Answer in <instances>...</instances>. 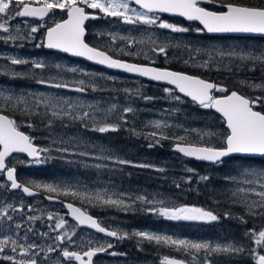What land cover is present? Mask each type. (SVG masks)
<instances>
[{"label":"snow or ice","instance_id":"1","mask_svg":"<svg viewBox=\"0 0 264 264\" xmlns=\"http://www.w3.org/2000/svg\"><path fill=\"white\" fill-rule=\"evenodd\" d=\"M211 5L204 7L202 5ZM134 5V6H133ZM218 9V10H214ZM64 13L66 19H60L51 25H31L25 21L27 32L20 34L17 26L16 35L11 34V20L16 18H36L43 21L46 17L55 15L56 11ZM91 10V11H90ZM170 14L185 18L187 21H198L202 27L192 29L174 23H169L161 18L160 14ZM115 18L119 23L132 25L139 30L144 26V35L139 38L133 35H120L115 32L100 31L99 36L107 35L109 41L103 45H90L86 41L88 21ZM41 28L45 29L43 40L37 43V48L57 50L70 54L74 57H83L88 61L106 66L110 69L122 70L126 73L145 77L150 81L164 82L173 87L164 88L167 98L183 102V97L190 98L203 109H214L221 114L227 131L223 137V146H212L204 139L206 134L196 129H183L186 135H179L172 131L174 127L182 125H170L166 121H149L145 127H151L152 131H137L129 125L128 115L135 113L137 109L132 106L120 108L116 103H111L106 109L98 104H85L79 99L66 98L61 95H48L44 93H15L5 92L0 89V101L5 107L19 109L27 116L41 117L44 127L52 130L57 121L63 122L68 119L78 122L82 128L100 134L117 132L122 128L130 131L133 135H143L149 141L148 147L162 146V141L171 140L173 151L187 158L209 162L223 166L224 158L231 156L240 157L238 176H226L225 180L236 183L237 187L232 192L234 203L242 204L246 209V215L253 218L264 219V167H256L250 158H264V93L260 95L245 96L235 90L229 91L224 85L213 83L200 76L181 71H173L168 68L156 66V59L163 57L170 59L169 48L175 47L171 42H165L168 37L161 38L154 33H149L151 28L169 30L171 33H188L195 31L197 34H237L245 37L264 36V0H257L254 4H242L234 0H0V33L8 34L0 36L5 44L16 40H33L35 34ZM122 42V46H121ZM144 45V48H138ZM23 47V45H19ZM187 58L183 59L186 65L198 68L210 69L213 65H223L231 71V65L238 68L255 71L257 68L264 71V48L240 46H227L224 48L215 45L211 47H195L191 44H183ZM113 51L117 55L110 54ZM203 54L205 59H198ZM120 56L143 57L148 63H134L119 58ZM11 65H30L33 69L41 72L48 69L44 61H33L16 56H2ZM228 64L225 65L224 61ZM57 70H63L64 66L55 64ZM73 73L82 72L78 68H69ZM8 72L5 73L7 75ZM12 79L25 78V74L10 70ZM56 76H48L36 80V83L45 87L65 89L81 93H87L89 87L83 80L79 86L73 87L72 83ZM108 79H113L109 77ZM242 84L252 88L264 89V83ZM93 91L103 90L92 87ZM129 96L136 95L151 101L155 97L141 96L139 90L132 92L124 89ZM214 93H226L215 95ZM116 116L113 120L111 117ZM29 127L33 124L29 123ZM67 127V124H63ZM196 132L199 142H190L188 133ZM207 135H212L211 133ZM50 146L39 147L33 142V138L18 130L15 120L4 114L0 108V188L6 191L20 190L27 196L38 195L33 189H42L50 195L45 198L55 201L60 196H71L92 206L117 208L122 212L140 211L145 215H154L168 221H186L197 223L218 222L219 214L212 210L195 205L172 204L159 193L148 194L139 191H110L107 188L81 190L74 184L66 182L27 183L18 179L16 167L9 161L14 153H26L31 164H46L51 159L53 151L60 154L58 158L72 163L69 156L78 155L111 161L114 165L131 166L136 168L153 169L164 172L162 167H156L149 163H137L123 159L112 154H106L100 149V155L94 152H74L65 144L78 143V139L65 141L63 138H52ZM87 147V146H85ZM96 168L108 167L104 164L94 165ZM188 173L198 176V181H207L209 177L199 176L195 169L187 168ZM189 176L184 183H191ZM244 185V186H241ZM180 188V183H175ZM55 194V195H52ZM68 214L76 222L69 225L68 221L58 213L48 212L42 215H24L25 210L32 213L36 209L32 205H24L22 202L15 204L0 200V264H47L56 254L53 264H94V257L100 253L121 255L117 252H109L114 247L110 241L101 244L89 239L77 243V229L87 227L116 240L138 238V245L144 241L154 242L157 245H166L178 252H183L190 257L188 260L165 257L162 264H217L214 257L218 254H244L247 252L254 257L255 264H264V227L251 228L244 233L256 248L245 247L237 242H211L192 241L179 239L172 235L158 234L149 230L123 231L113 230L111 226H102L86 210L74 206L73 203L64 205ZM14 214L19 215L16 219ZM224 218H235L241 223L247 224L244 216L233 217L231 212H225ZM46 220L47 231H38L33 227L36 221ZM71 229V230H69ZM21 230L22 234H21ZM54 233V235H53ZM31 234V235H30ZM51 243H46L47 241ZM38 241H45L39 243ZM259 249V250H257ZM43 257V261L41 260Z\"/></svg>","mask_w":264,"mask_h":264},{"label":"rangeland","instance_id":"2","mask_svg":"<svg viewBox=\"0 0 264 264\" xmlns=\"http://www.w3.org/2000/svg\"><path fill=\"white\" fill-rule=\"evenodd\" d=\"M113 19V20H112ZM20 28L22 27L21 24L16 25ZM101 28L99 30H96L95 28V38L94 40L98 43H95L96 45H103L106 42L109 41V37L108 39H103L102 36L97 35L98 32L100 31H105V32H115V33H119L120 35H133L136 36L137 38H139L141 35H144V28H140L139 30H136L135 28H133L132 25H126V24H121L119 23L115 18H109L107 19L106 23H103L102 25H100ZM23 30H28L26 28H24ZM163 29H149L148 32L149 33H154L156 36H160V31ZM4 35H8V34H4ZM0 36L1 33H0ZM34 40V39H33ZM192 39L191 40H186L185 37H178V34L176 33H172L170 34V37L168 38L167 41L165 42H171L174 45H178L175 47H170L169 49L171 50V52L173 53H180L181 50L179 49L180 47L183 46V44L187 43V44H194L192 43ZM14 41H9L7 44L9 45H13ZM195 44H200L201 47H211L213 45L217 46V47H227V46H240L241 48L244 47L245 44H247L249 47H262L264 48V45H256V44H252L250 43H242L239 42L237 40H230V41H218L216 43H212L207 41L205 44L204 42H196ZM121 46H122V42H121ZM144 45H138V48H144ZM20 51V50H19ZM11 56V55H10ZM13 56L16 57H20V58H26L24 55H17L14 54ZM206 57L201 54L198 59H205ZM27 59V58H26ZM35 61H40V60H35ZM224 64L227 65L228 61L225 60ZM2 66L4 68H13L14 65L11 64H2ZM62 66H64L63 70H59L56 72V74H51V75H47L45 74L46 77L48 76H56L57 73L59 72V77L58 78H62L63 80H66L70 83H72L73 87L79 86L78 82L80 80H83L85 82V85H87L89 87V90L87 93L85 94H81L78 92H73V91H67L65 89H56V88H50L47 90H43V89H37L32 87L31 90L27 88H24V85H21L20 87H18V89H15L14 86H7V90H5V92H15V93H44V94H48V95H61L64 96L66 98H72V99H79L85 102V104H98L102 109H106L107 107L110 106L111 103H116L120 108H123L125 106H132L135 109H137V111L135 113H131L128 115V119H129V125L127 127H135L137 129V131H152L151 127H145V125L148 124L149 121H155V120H161V121H166L168 124L170 125H182L183 128L181 127H174L172 129V131L176 132L179 135H186V133L183 131V129H196L197 131H199L200 133L206 134L204 139L206 141H208L212 146L217 145L220 141V139H222L223 134L220 133V131H217L216 129H214L213 127H208L206 128L204 125L207 124L205 123L203 120H200L198 118H192L190 119V116L187 112L186 114V109H184L181 105V102H177L171 99L167 98V94L162 91H156L155 89H148V90H144L147 91V93H150L151 96H147L148 97H155L154 100L151 101H146L144 99H142L139 102H135L131 100V96H129L128 94L125 93L124 89H129L132 92H135L137 89L139 90V92L141 93V87L139 85V82H135L133 81V79L137 80L136 78H128L125 76H119V75H114V74H110L107 73L105 71H102L101 69H95L90 68L89 66L87 67L84 63L78 62V63H72L66 59H63L62 61ZM78 68L83 70L82 72H76L73 73L71 71H68L67 69L69 68ZM2 70H0V73H4L5 70H3V68H1ZM231 71H229L226 67H224L223 65H213L210 69H208L209 71L212 72V74L217 77L219 76L221 73H231L233 74V76H235L233 78V81L235 83H237V86H239L242 89H252L254 91L257 90H264V89H259V88H252L247 86V84H242L240 83L241 81H247L249 83H264V79L261 78V76H254L251 74V72L258 71V72H263L262 70H260L259 68H257L255 71H251V70H247L244 68H238L236 66V64H232L231 65ZM244 74H243V73ZM109 77L113 78V79H108ZM138 85V87L136 88H132L133 85ZM95 86L97 89H103V90H96L93 91L92 87ZM143 87V86H142ZM1 89V88H0ZM4 90V89H3ZM30 92H27L29 91ZM143 90V89H142ZM243 92V91H242ZM155 95V96H153ZM157 96V97H156ZM158 96H160V98H162L161 100H158ZM0 105L2 107H5L3 105V102L0 101ZM8 110L9 109H15V108H9V107H5ZM113 120H115L117 117L116 116H112L111 117ZM151 118V119H150ZM63 124H67V127H64ZM126 129V128H124ZM214 129V130H213ZM97 132L94 131H88L85 130L84 128H82L80 126V124L78 122H72L68 119H65L63 122H59L57 121V124L54 126V128L52 130L49 129H44L43 130V135L40 136V138L44 141L43 144H41V147H47L50 146L51 144V140L49 139V137L51 136L52 138H58L61 137L63 138L65 141H69V140H74V139H78V143H73L71 145L69 144H65V146H69L72 148V151L74 152H79V151H89V152H94L95 155H100V149H104L106 154H112L113 156H117L123 159H126L124 156L120 155L113 147H111L109 144H107V142L103 139H97L95 137V134ZM130 134H132L129 131ZM211 133L212 135H207ZM189 135V141H193V142H199L198 138H197V134L196 132H191L188 133ZM135 136V135H134ZM87 146V147H85ZM52 157H57L54 159L57 160H61L65 163V160L58 158L60 156L59 153L53 151L51 153ZM68 160L73 161L72 163L74 165H78L81 167H86L84 169H87L91 172H93V178L90 182H88L85 187L79 185V187H81V189L84 190H93V189H104L107 188L110 191H131L133 193L137 192V188L131 186L130 189L126 188L123 189L121 182H119L117 179L115 178H111L109 177V171L110 169H115L120 167V165H114L112 164L111 161L108 160H103V159H95L92 157H82V156H78V155H72L68 157ZM22 162H27L26 160H24V158H19V157H14L11 160V164L14 165L18 171H20L21 169L23 170V172H20L25 178L30 176V173L26 170L31 168L30 166H37L36 164H31L29 166L28 163H22ZM137 163H142V162H137ZM96 164H106L108 165V167H101V168H96L94 167V165ZM239 166V164H238ZM157 167H162L165 168L164 165L161 166H157ZM259 167V166H256ZM218 171L220 169H217ZM238 172L230 174L232 176H238ZM185 173L188 174V172L185 169ZM206 175L208 176H213V174L211 173H207ZM215 177L218 178H222L225 180L226 176H229L227 174H219L217 173L216 175H214ZM34 177V176H33ZM189 176L183 178V180L185 181ZM19 179V176H18ZM1 181V180H0ZM62 180H47L45 179L44 181L38 182V183H54V182H61ZM229 183V196H230V201L228 202V200H225L228 202L229 205H235V204H239L242 205L240 203H234V197L232 196V192L235 190V188L237 187L236 183H232L229 181H226ZM79 184H82V181H79ZM125 185V184H124ZM244 186V185H241ZM141 193H148V194H157L159 193V195L163 198H165L166 200H168L169 202H171L172 204H176V205H181L182 201L181 199H178L177 197H173L171 195H168L166 193H164L161 190H146V191H140ZM23 197H25L22 193L21 194H16V193H8L6 190L0 188V200L2 201H6L15 205H19L21 202L24 205H32L36 211L30 213V215H42L43 213L45 215H47L48 212H54V213H58L59 215L63 216L69 223V225H75L67 216V212L65 210V208L62 205H55V204H49L46 201L42 200V199H24ZM222 202H224V200H222ZM219 203L217 202H209L208 204H206L204 206L205 209H209L212 210L215 214L217 211H215L218 207H219ZM243 206V205H242ZM244 207V206H243ZM101 208V214L104 213L102 215V217L100 218V220L103 223L109 224V226H111V228L113 230L115 229H120L123 231H129L131 232L132 230H149L151 232L154 233H158V234H167V235H172L175 238H179V239H189L192 241H211V242H220V243H226V242H241L245 245V247H251V248H256V245L253 242H250L248 240L247 237H245L244 233L246 231L243 232V237H234L231 234L232 230L230 229H226L223 231V233L225 235H222V232H220L221 234L215 235L213 237L208 236L203 234L204 232L198 233V234H193V236H191L190 232H185L182 230H172V232H156L154 230H150L148 228H142L139 226L134 227L133 225H130L128 223H126L123 219H119L116 216H112L110 214H105L107 212V210L109 209V207H100ZM245 208V207H244ZM246 210V209H245ZM25 213H29L26 212ZM43 222H46V220H43ZM262 224H255L253 225V227L255 228H261L264 227V219L263 221H261ZM255 223V222H254ZM258 225V226H257ZM34 226V225H33ZM48 230V229H47ZM71 230V229H69ZM31 235V234H30ZM54 235V234H53ZM185 236V237H184ZM73 239H77V243H81V241H83L85 244L87 243V241L89 239H92L95 242L101 243V244H106L107 242H111L113 243L114 247L112 249H109V252H117L120 253L121 255H110L108 254L107 256V263L108 264H162L163 260L165 257H169V258H176V259H181V260H188L190 259L189 256H187V254L183 253V252H178L176 251L174 248H171L169 246V249L171 250L170 253L166 254L167 252H164L165 254H162L163 256L160 258L159 263H155L153 260H145V259H140V258H131V256L127 255L125 252H119L118 251V247L120 246V244H118L121 240H115V239H108L99 235H96L93 232H89V231H85L82 230L80 231L79 229H77V236L73 237ZM126 240V239H125ZM122 240V241H125ZM121 241V242H122ZM39 243H45V241H38ZM46 243H51V241H47ZM259 250V249H257ZM240 254H235V255H227V254H218L214 257V259H216L217 264H255V260L254 257L249 255L247 252H245L244 254H242V256H239ZM56 254H52V259L49 260L47 262V264H53V260L55 259ZM42 261H43V257ZM246 258H250L251 260L248 262H245L244 259ZM237 259H242L243 262H238ZM100 264H103V262H99Z\"/></svg>","mask_w":264,"mask_h":264},{"label":"trees","instance_id":"3","mask_svg":"<svg viewBox=\"0 0 264 264\" xmlns=\"http://www.w3.org/2000/svg\"><path fill=\"white\" fill-rule=\"evenodd\" d=\"M234 2L242 4H254L257 2V0H234ZM230 40H237L242 43L251 42L252 44L256 45H264V38L221 37L216 39L217 42ZM222 74H225L224 79L227 84L224 85L227 86L229 90L233 89L239 92L243 91L242 93L245 96L260 95L264 93V90L254 91L249 88L242 89L237 86V83L233 81V78L235 77L233 76V74L224 72ZM253 75L261 76V78L264 79V71H255V73L253 72ZM133 81L139 82L142 91L140 93L141 96H151L150 93H147V91L144 92V90L155 89L158 92H163V89L166 88L164 86L162 87L153 83L143 81L141 79H133ZM136 87H138V85L134 84L132 86V88ZM161 99L162 98L158 96V100ZM131 100L139 102L142 100V98H140V96L132 95ZM182 100L183 102L181 103V105L184 109H186V114L188 112L190 119L198 118L200 120H203L205 123H207L204 125L206 128L211 126L217 131H220L221 134H223L222 139H220L219 143L217 145H214L217 147L223 146V137L227 129L225 128L224 121L221 119V117H219L211 109H203L184 97H182ZM0 108H3V112L12 117V119L16 121L18 127H21L23 131L28 133L33 138V141L35 143L40 145L44 143V141L40 138V136L43 135V130L45 129L41 117L27 116L19 109L8 110L7 108L2 106H0ZM29 123H32L33 126L29 127ZM56 124L57 122L55 123V125ZM143 132L146 133V131ZM95 137L101 140L104 139L107 144L113 147L120 155L124 156L128 160L134 162L149 163L155 165L156 167L161 165L165 166L164 172H158L153 169L147 168H136L121 165L118 168L110 169V171L108 172L109 177H113L121 182L123 189H130V187L133 186L137 188L136 190L139 192L153 189L161 190L168 195L181 199V204L195 205L198 207H204L209 202H217L220 205L215 211H217L216 214H219L221 216V219L218 222L211 223L168 221L154 215H145L140 211L122 212L117 208L111 207H109L105 214H110L112 216L118 217L119 219H123L126 223L133 225L134 227L139 226L142 228H148L156 232H172V230H182L185 232H190L191 236H193L194 233L198 234L201 232H204L203 234L211 237L215 235L219 236L221 234L220 232H222V235H225L223 231L226 229H230L232 230V232L228 234H231L234 237L244 238V231L253 228V225H255L256 223L258 225L262 224L261 221H263V219L259 217L253 218L251 216H247L246 210L242 205H229L228 202L231 199L228 192L229 183L222 178L214 176L217 173L227 175L236 173L239 170L238 164L241 158H229L224 161L223 166L199 163L194 160L185 159L184 157H181L180 155L174 153L172 150L173 147L171 140L162 141V146L149 148V141L145 139L143 135L134 136L124 128L117 132H108L104 134H100L97 132L95 134ZM24 160H26V158H24ZM250 160L254 166L264 167V158H250ZM30 167L31 168L26 169L30 173V176L27 178H25L20 173L23 172L22 169L18 171L19 180L25 183L29 181L38 183L44 181L45 179H54L62 180L63 182L69 184H74L77 187H79V185L85 187V185L92 180L94 174L93 172L84 169L86 167L74 165L73 163L68 164L57 159H51L46 164H39L37 166ZM187 168L195 169L196 173H198L199 176H204L207 173H211L213 174V176L206 175L209 177V180L201 182L198 181V176H195L192 173H185V169ZM217 169L220 170L218 171ZM187 176L192 177L191 183H184L183 178ZM79 181H82V184H79ZM175 183H180L181 187H175ZM39 190L44 192L45 194L50 195L42 189ZM58 198L74 202L99 219L104 214H101L102 210L99 206H92L87 202L81 201L71 196H60ZM222 200H224V202H222ZM225 200H228V202ZM225 212H231L233 217L244 216L245 219L248 220V223L243 224L235 218L226 219L223 215ZM118 244H120V246L118 247L119 252H125L127 255L131 256V258L153 260L155 263H159L160 258L163 256L162 254H165L164 252H167L166 254L171 252L169 247H166V245H157L154 242L149 243L147 241H144L142 244L138 245V238L126 239L125 241H120ZM239 256H242V254H240ZM237 260L238 262H243L242 259ZM244 260L245 262L250 263L249 261L251 259L246 258Z\"/></svg>","mask_w":264,"mask_h":264},{"label":"flooded vegetation","instance_id":"4","mask_svg":"<svg viewBox=\"0 0 264 264\" xmlns=\"http://www.w3.org/2000/svg\"><path fill=\"white\" fill-rule=\"evenodd\" d=\"M202 6H204V5H202ZM207 7H212V6H207ZM160 15H161V18L163 20H166L169 23H174V24L181 25L184 27H190L192 29L199 27L195 23H187V22H184V20L183 21L179 20L178 18H174L171 16L163 15V14H160ZM60 19H66V15L64 13L59 12L58 10L56 11L55 15H53L51 17H46L43 21L38 20L36 18H16L15 20L10 21L11 34L12 35L17 34L16 33V25H18V24L22 25V27L19 28L20 34H25L27 31L23 30V29L24 28L28 29L27 25L25 24V21H27V23L31 24V25L45 24L47 26V25L53 24L54 21L60 20ZM106 21H107L106 19H100V20H93V21L86 22V24H87L86 41L90 45L97 43L94 40V38L96 36L95 35V28H96V30H99L101 28L100 25H102L103 23H106ZM141 28H144V26H141ZM152 29H156V28H152ZM44 32H45V29L41 28L40 31L35 34L34 40H30V41L29 40H16L13 42V45L5 44L3 42V40H0V55H2V56H10V55L13 56L14 54L17 53V55H24L27 59H30L33 61H35L37 59L40 61H44L48 65H50V67L48 69L44 70L43 72H41V70H39V69H33L30 65H14L13 68L9 69V68H4L2 66V64H10V63L7 62L5 59L0 58V70H2L1 68H3V70H5L4 73H0V88L1 89L7 90V86H11V87L14 86L15 89H18V87H20L21 85H24V88H27V90L28 89L31 90V88L34 87L37 89H43L45 91V90L49 89V87H45V86L37 84L36 80L41 78V76L46 77L45 74H47V75L54 74L55 75L56 72L59 71L55 67H53L55 64L62 65L63 59H66L72 63L82 62V61H79L76 59H72V58H70V57H68V56H66L60 52L48 50V49L43 48V47L37 48L35 45L37 43H39L41 40H43ZM170 34H172V33L169 30H161L160 31V37L161 38H163V37L169 38ZM176 34H178V37H180V36L185 37L186 40L192 39L193 40L192 43H194V44H191V45H193L195 47H201L200 44H195L198 41L204 42V44L207 41L212 42V43H216L217 42L216 39L221 38V37H211V36H208L206 33L197 34L195 31H191L188 33H176ZM1 35L5 36L4 33H1ZM102 38L108 39L107 36H102ZM21 44L23 45V47L19 46ZM185 44H187V43H185ZM179 49L181 50L180 53H173L169 49L170 59L166 61L163 57H159L156 59V66H159L162 68H168V69L173 70V71H181V72H186L188 74L197 75V76H200L206 80L213 81L219 85L227 84V82H225V79H224L225 74L221 73L222 75L215 77L212 74V72L209 71L208 69L198 68V67H195L191 64H189V65L184 64L183 59L187 58V53H186L183 46L180 47ZM110 54H113L114 56L117 55V53L115 51H113ZM119 58L127 60L129 62H134V63H148V61H145L143 59V57L120 56ZM90 67H92V66H90ZM95 69H99V68H95ZM10 70H15V71L24 73L25 78L12 79L11 74H10ZM102 71H104V70H102ZM6 72H8L7 75H5ZM105 72L110 73V74H114V75L123 76V74H120V73L116 74L115 72H108L107 70H105ZM251 74H253V72H251ZM143 81H145V80H143ZM159 86L163 87V85H159ZM164 87H166V86H164ZM225 87H227V86H225ZM30 90L27 92H30ZM232 90L233 89H231L229 91H232ZM221 94H223V93H218L215 95H221ZM224 94H226V93H224ZM18 129L22 130L21 127H18ZM0 180L3 181L4 177H0ZM8 193L12 194L13 192L9 191ZM17 193L21 194V191L19 190ZM23 198L24 199H30V200L31 199H42V200L46 201L45 195L42 192L40 195L33 197V198H27V197H23ZM64 201L65 200L61 199L59 202H54V203H50V204L62 205L64 207ZM25 212H26V210H25ZM14 215L16 216V219H20L19 215H17V214H14ZM24 215H30V213H24ZM43 215L46 216L44 213H43ZM45 224H46V222L36 221L33 227L36 228L38 231H41V232L47 231V227L45 226ZM102 224L105 226H109V224H106L103 222H102ZM79 230L80 231H82V230L89 231V230L83 229V228H79ZM22 231L23 230H21V234H22ZM89 232H91V231H89ZM107 256H108V253L98 254L94 258V264H100L99 262H101V261L103 262V264H108L107 263L108 262ZM41 260H42V258H41ZM73 264H76V262H73Z\"/></svg>","mask_w":264,"mask_h":264},{"label":"water","instance_id":"5","mask_svg":"<svg viewBox=\"0 0 264 264\" xmlns=\"http://www.w3.org/2000/svg\"><path fill=\"white\" fill-rule=\"evenodd\" d=\"M165 15L167 14V13H164ZM167 15H169V16H173V15H170V14H167ZM175 17H179V16H175ZM180 18H183V17H180ZM184 20H186L185 18H183ZM187 21V20H186ZM187 22H195V23H197V24H199V22L198 21H187ZM200 25V24H199ZM201 26V25H200ZM202 27V26H201ZM208 35H210V36H236V37H245V36H243V35H237V34H224V35H219V34H208ZM253 37H259V38H264V36H253ZM48 50H51V49H48ZM57 51V50H56ZM61 53H63V52H61ZM64 54H66V55H68V56H70V57H72V58H77V59H81V60H83V61H85V62H87V63H90V64H93V65H96V66H100V67H103V68H106V69H109V70H113V71H117V72H121V73H125V74H128V75H130V76H135V77H139V76H137V75H135V74H131V73H126V72H124V71H122V70H118V69H110V68H107L106 66H103V65H99V64H96V63H94V62H92V61H88V60H86L85 58H83V57H74V56H72V55H70V54H67V53H64ZM139 78H142V79H145V80H147V81H149V82H153V83H157V84H163V85H167L166 83H164V82H155V81H150V80H148L147 78H145V77H139ZM167 86H171V85H167ZM171 87H173V86H171ZM180 95H182L183 96V94H180ZM185 98H187V97H185ZM189 100H191L190 98H188ZM213 111L215 112V113H217L214 109H213ZM219 116H221V114H219V113H217ZM222 117V116H221ZM11 118V117H10ZM225 127H226V124H225ZM19 130V129H18ZM19 131H22V130H19ZM24 134H26V135H28L26 132H24V131H22ZM30 136V135H29ZM34 144H36V143H34ZM37 146H39L38 144H36ZM40 147V146H39ZM172 150H173V148H172ZM173 152H175V151H173ZM175 153H177V154H179L180 156H182V157H184L182 154H180V153H178V152H175ZM14 155H22V156H25L28 160H30L31 158H29L28 156H27V154L26 153H14L13 154V156ZM12 156V157H13ZM231 157H238V156H231ZM11 157H9V159H10ZM185 158H187V157H185ZM226 158H230V157H226ZM226 158H224V159H226ZM252 158H260V157H252ZM188 159H192V160H194V161H197V162H202V163H207V164H212V163H209V162H204V161H198V160H196V159H194V158H188ZM14 191H17V190H14ZM33 191H36V192H38V195L40 194V192L38 191V190H36V189H33ZM26 197H34V196H27L26 194H24ZM38 195H35V196H38ZM46 196H48V195H45V197ZM46 199V198H45ZM48 202H59L60 201V198H58L57 200H55V201H50V200H48V199H46ZM66 203H69V202H64V205L66 204ZM70 203H73V202H70ZM74 204V206H76V207H80V206H78L77 204H75V203H73ZM81 208V207H80ZM65 209H66V211H67V213L69 212V210L65 207ZM82 210H84L83 208H82ZM89 214V213H88ZM91 215V214H90ZM68 216H69V218L73 221V222H75L73 219H72V217L68 214ZM93 216V215H92ZM94 218H96L98 221H99V219L97 218V217H95V216H93ZM76 223V222H75ZM103 226V225H102ZM81 228H87V227H81ZM87 229H90V230H92V231H94L95 233H97V234H99V235H104V234H102V233H99V232H96L95 230H93V229H91V228H87ZM105 236V235H104ZM107 237V236H106ZM111 238V237H110ZM112 239H115V238H112ZM95 258V257H94ZM93 258V259H94Z\"/></svg>","mask_w":264,"mask_h":264},{"label":"bare ground","instance_id":"6","mask_svg":"<svg viewBox=\"0 0 264 264\" xmlns=\"http://www.w3.org/2000/svg\"><path fill=\"white\" fill-rule=\"evenodd\" d=\"M151 119V118H150Z\"/></svg>","mask_w":264,"mask_h":264}]
</instances>
